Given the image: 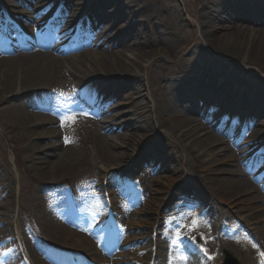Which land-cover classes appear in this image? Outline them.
<instances>
[{
	"label": "bare ground",
	"instance_id": "bare-ground-1",
	"mask_svg": "<svg viewBox=\"0 0 264 264\" xmlns=\"http://www.w3.org/2000/svg\"><path fill=\"white\" fill-rule=\"evenodd\" d=\"M5 1L7 5L12 6L11 2ZM238 2L241 0H210L208 6L201 12L198 26L204 40L210 41L216 51L262 67L264 66V6L259 5L256 13L249 14L247 11H242L245 3ZM66 5L75 9L80 8L86 12V15H93V19L97 22L93 21V30L89 28L91 34L88 42L94 48L104 47L106 43L107 51L81 52L70 56L66 55L69 48L65 42L60 41L55 44L54 41L41 39L39 36L34 39L27 38L17 48L4 46L0 49V112L5 111L6 114L5 122L1 124L8 126L12 131L24 132L22 135L25 142V158L29 167H20V170L26 178L32 172L29 181L35 198L31 200L39 196L46 201L53 193L57 194L56 197H67V190L61 183H47V181L54 176L63 175L62 169L53 168L56 162L55 157L63 147L62 142L57 140L59 135L57 128L61 123L69 125L68 120L72 110L70 111L66 105L58 108L50 105L46 97L55 95L61 90L57 81L61 72L65 73L62 79L73 80L78 78L76 70L86 71L88 68L90 76L83 82L79 81L80 88L77 95L83 101H92L91 110H94L96 117L100 115L110 117L109 120L116 121L114 124L116 126L121 116L120 114L112 115V109L100 103L102 95L115 98L120 94L119 88L105 85L107 81L114 78L120 79L122 83L130 82L134 93L128 94V98L133 101L131 103L133 107L140 110L136 113L139 119L126 126L128 131L138 128L141 132L135 144L129 142L111 144V142L102 143L100 147L97 145L95 156L105 165V172L112 170L110 168L112 160L118 156L113 150L132 148L131 152L134 154L149 137L159 131H163L171 145L178 150V154L181 152V156L184 157L180 167L183 171L178 178L184 176L185 180L170 196L175 201L178 213L193 219L181 225L182 234H176L173 229L167 228L159 234L157 240L147 242L139 252L138 264H145L147 259L146 262L151 259V262L154 261L156 264H211V259L206 256L210 252L209 241L215 245L213 250L224 246L229 248L241 264L263 262L264 256L261 253H264V227L261 225L264 224V214L260 215V213H264V196L259 192L257 185L248 182L242 171L234 165L231 169L222 168L226 162L237 161L236 154L230 156L232 152L229 146H226V140H215L208 133H204L203 124L206 126L205 121L212 116L206 109L214 106L218 108V117H220L218 124L224 123L225 118L222 114L227 112L231 116L246 117L249 124L264 128V86L252 85L249 81L243 82L238 77L226 79L224 76L220 77L221 81L216 83L206 76L205 81L186 85L175 74L162 76L160 70L171 72L169 67H162L166 59L177 60L182 51L190 46V42L180 38L182 30L176 29L174 18L165 20L164 9L158 8L152 0H106L105 2L67 0ZM108 5L112 7V10H106ZM251 5L250 9L253 10ZM166 7L169 8V6ZM151 12H154L152 17ZM225 14L228 15V19L224 17ZM60 20L64 22V18ZM102 25H105L104 33L113 32L108 36V40L101 41L98 35V26ZM96 35L97 42L94 40ZM182 42L185 44L183 48L180 47ZM48 48L52 50L47 51ZM191 50V58H195L197 50L194 46ZM127 53L135 57L134 61L125 58ZM152 53H156V56H152ZM109 55L115 56L116 59L113 57L110 60ZM188 57L179 61L186 64L189 62ZM152 60L151 68L155 75L145 78L143 82L146 84L144 83L142 87L146 90L142 92V87L138 85L142 81L140 74L142 71L146 72L149 66L144 67V65ZM158 70L159 74L156 75ZM213 74L214 70H212V76ZM223 85L231 88L227 96L218 93L212 96L213 93L207 92ZM236 87H239V91H235ZM128 88L125 87L126 90ZM201 88L208 89L205 90L204 95H201L199 90L195 91ZM112 92H114L113 95ZM136 95L142 98L134 104ZM233 95H241L239 97L241 105L244 96H252L256 102L253 103L256 104V108L243 109L240 103L239 106L231 108L229 105L228 107L230 102H224L226 99L231 100ZM150 98H153L155 103L151 105L150 111H146L143 102L144 99ZM99 103L102 106L101 110L98 109ZM209 103L211 105H208ZM114 105L116 109L118 104ZM75 109L87 112L80 103L75 105ZM37 112L47 113V116L39 119ZM175 113L179 116L174 117ZM169 116H172L171 119H168ZM197 116L203 118L204 123L198 120ZM258 117L261 121L257 119ZM107 122V120L104 122L102 129L106 139L109 136H115L117 131L112 123ZM230 126L231 122L228 123V133H232ZM260 134L261 131L256 130L254 137L262 141L263 136H259ZM131 139L132 136L127 138V140ZM252 139L246 142L250 143ZM2 141L1 134L0 142ZM176 149H172L169 159L177 157ZM150 154L152 156L157 154L158 157L148 158L146 163H151L148 167H152L153 170H164L166 167L160 160L166 154L158 151L156 147L152 148ZM138 164L131 165L128 171L131 173H128V176L138 170ZM110 177L114 176L110 175ZM40 178L47 181L38 182ZM145 183L140 185L139 189L143 186L145 193L150 195L148 202L157 207V210L162 208L165 200L159 196L154 197L160 192L154 190L151 185H147V182ZM155 183L156 181L153 182ZM176 183L177 180H174L170 189H174ZM18 184L22 185L21 180ZM7 189L11 193L12 188L7 187ZM192 189L199 192L205 189L209 199L206 201L197 193L191 194ZM81 195L88 196L86 185ZM91 197L96 200L95 206L91 209L97 212L95 216L84 207L72 216L67 210V205L62 202L55 204L54 208H51L53 210L46 212L40 209L39 200H34L33 209L26 212L24 205L19 202L18 225L15 227L12 223H7L8 212L0 211V226L6 228H0V234L4 236L11 232L14 235L17 231L18 236L17 240L9 241L6 254L0 252V263L10 255L14 257L16 264H24L18 254L11 253L19 242L32 264H48L43 257L45 254L40 248L41 244L44 241L57 243L61 240L71 243L72 248L81 254L87 256L96 254V258L102 260L103 257L96 251L95 245L101 242L103 232L94 230L93 226L102 216L103 211L100 212L102 202L107 200H103L98 192H93ZM190 200L199 202L198 210L190 206ZM234 202L243 206L242 213H246L245 216L241 214L243 216L241 232L248 234L249 239L235 231L229 233L227 229H224L229 226L230 221L240 219L237 217L238 210L224 208V205L228 206ZM44 203L48 204V202ZM0 209L3 208L0 206ZM106 210H108L107 213H115L113 205H109ZM141 213L144 214V210H139L136 214ZM145 222L143 220L141 224ZM108 223L107 221L106 225ZM145 235L144 232H140L134 237L127 238L123 246L130 241L144 240L146 242ZM198 236L200 241L192 244L193 238ZM112 263L113 260L102 262V264Z\"/></svg>",
	"mask_w": 264,
	"mask_h": 264
},
{
	"label": "rangeland",
	"instance_id": "rangeland-1",
	"mask_svg": "<svg viewBox=\"0 0 264 264\" xmlns=\"http://www.w3.org/2000/svg\"><path fill=\"white\" fill-rule=\"evenodd\" d=\"M0 4H4V6H8V10H12L15 5H21V2H16L12 0H8L11 2L12 6L10 7L7 5L5 0H2ZM33 2H36V5H41L45 1L42 0H32ZM105 2L106 0H102ZM153 4L156 5L158 8L164 9V18L165 20H168L170 17L174 18L176 22V29H181L180 32V38L182 40H185L186 42H190V46L187 48V50L182 51V53L179 55V58L175 61L171 59H166L165 63L162 65V67L167 66L171 69V72H167L165 70H160V73L162 76L167 75H176L181 78L180 81H182L184 84L188 85L190 83H200V81H205L206 76H209L211 80H213L215 83L216 81H221L222 76L226 77V79H234L236 77L241 78L243 82L251 83L252 85H258L261 84L264 86V66L257 67L252 62L247 61L243 62L241 59L232 58L229 55H224L218 51L215 50V47L211 44L210 41L204 40L201 31L200 26H198L199 18L201 15V12L208 6L210 0H152ZM30 0H22V4L26 5L24 8H17L13 9L14 12L19 13V20L23 21L25 25H30L32 29L35 28L34 22H26L25 17L27 18H34L35 14L33 13V8L28 6ZM245 3V6L242 8V11H247L250 13H255L256 9H258V6L261 7L264 6V0H241V2L238 3ZM51 3V2H50ZM49 3V4H50ZM35 4V3H33ZM252 4L253 10H250V5ZM43 6V5H42ZM40 6V7H42ZM166 6H169L166 7ZM173 6V8H172ZM10 7V8H9ZM51 7V13L56 9V4H50ZM80 8L77 10V13L80 12ZM106 10H112V7L110 5L107 6ZM43 12V11H42ZM49 11L47 12V17L49 14ZM14 15V14H13ZM154 16V12H151V17ZM226 19H228V15H224ZM44 19L42 16V13L36 17V21H40ZM1 30V27H0ZM62 32V26L58 30V33ZM6 33L3 31H0V38L4 41L5 40ZM104 38V37H103ZM82 41H86V37L82 35L80 37ZM84 46H87L86 44H80V42L74 41L71 44L70 48V54H74L77 50L82 49ZM185 44L182 42V45L180 46L183 48ZM196 48L197 56L195 58H191L192 55V47ZM90 52H96V51H107L108 45H105L103 48L100 49H93L90 48ZM77 52H81L77 51ZM111 53V52H109ZM69 54V55H70ZM126 59L130 61H134L135 57L131 54H125ZM152 56H156V53H152ZM189 56V57H188ZM116 59L115 56L109 55L110 60L111 58ZM188 57V63L184 64L179 61L185 60ZM75 64V61H74ZM184 64V65H183ZM149 66V68L146 69V72H141V78L142 81L138 83L140 87L143 86V84L146 82H143L145 78L147 79L150 75H155V73H152L153 67V60L149 61V64H145L144 67ZM212 70H214V74L212 76ZM76 73L78 75V78L76 79H62L65 75L64 72H61L59 74V78L57 79L59 85H61L62 90L59 91L60 97H65V94L68 90L75 93L76 90L79 88V81H84V79L88 78L90 76V70L87 68L86 71L83 70H76ZM159 74V70L157 71L156 75ZM149 78V77H148ZM229 81V80H228ZM154 83V81H152ZM123 84V85H122ZM126 84V85H125ZM107 87H116L120 89V94L113 98L112 96H102L101 101L106 102L108 101L107 107L111 108L112 115L120 114L119 119L117 121L116 126L114 125L116 121L109 120L107 116H101L99 120L94 119L91 114H84L83 112L77 111L75 112L76 121L70 123L69 127H61L58 129L59 135L57 136L58 142H62V150H59L58 155L55 157V164L53 168L62 169V176H54L51 178V180L47 181L42 178L39 179L38 182H44L47 181V183H61L64 188H74V186H82L86 183V181L89 180V178H100V180L106 178L108 174H115L116 171L122 175H127L131 168V165L134 163H139L135 172H132V174L128 177V179H135V178H145V182H147V185H151L154 190L159 191L160 193L157 194L154 197H160L165 200L163 203V207L157 210V207H155L152 203L148 202L150 195L145 193V202H139L136 208L134 206H129L127 204H122L124 209V217H121L120 214H117V219L123 218L126 224L129 226V231L127 230L125 232L126 235H131V237H134L138 235L140 232H144L146 235L145 237L150 238L152 237V225L155 224L160 218L161 215L165 212V208L170 207L173 200L171 199V193L174 194L176 187L181 184L185 178L184 176L179 177V174L183 171L180 169V167L183 164V158L181 155L182 153L178 154V150L174 148L169 138H166V136L162 133L163 131L156 132L154 136L149 137L136 151L134 154H132V148H120V150H113L114 153H117V158H115L113 163L111 164L112 170H109L108 172L104 171L105 165L95 156V151L97 148V145L100 147V144L104 143H111L115 144L116 142H129L132 144H135L139 137L141 136V132L138 131V128H134L130 131L126 130V126L133 121H137L139 117L136 115V113L140 112V110L137 108H134L133 104H131L133 101H130L128 98V94L134 93L133 89L130 87V82L126 81L125 83H122L120 79L114 78L112 80H109L105 84ZM137 85V84H136ZM137 85V86H138ZM200 85V84H199ZM125 87H129L127 90ZM230 86L223 85V87H217L216 90H214V94H224L225 96L229 95L230 89L227 88ZM155 88V87H154ZM239 90V87H236V90ZM145 87H142V92H145ZM202 93H205V90L208 89L205 88L203 90L200 89ZM212 90H208L207 92L210 93ZM114 92H112L113 95ZM145 93H143L144 95ZM136 99L134 100V104L139 101L142 96H135ZM204 97V96H202ZM250 97V98H249ZM57 96L47 97V100L49 103H52L57 99ZM205 98V97H204ZM239 98H232V100H225L224 103L227 101L230 102L229 105H233L235 102L236 104L239 103ZM205 101V99H204ZM243 101L245 102L244 105H252L256 106V103L254 98L252 96H244ZM155 100L153 98L150 99H144L143 106L146 111H150L151 105H154ZM114 104H118V107L114 109ZM1 105V104H0ZM211 105V104H209ZM1 107V106H0ZM245 108V106H244ZM256 108V107H255ZM213 109V107H211ZM5 111L0 112V138L1 134L3 136V141L0 142V194L4 192V197H0V206L3 209H0L2 212H8L9 219L7 220V223H12L15 227L18 225L17 221V214L19 211V202H21L24 207L25 211L28 212L31 209H33V201L39 200V202L42 204V199L39 198V196L31 200V198L34 197V190H32V185L29 181L30 176H32V172L29 173L28 177L26 178L25 175L21 172L20 167H29V163L26 162L25 158V142L23 140V131H12L8 128V126H3L1 123L5 122ZM46 114L38 112L37 117L45 118ZM179 115L175 113L174 117H178ZM172 116H169L168 119H171ZM37 118V120H38ZM141 118V117H140ZM219 117H217V112H213L212 116L210 117V120L205 122L206 126H204V133H208L211 138H214L215 140H226L224 136L223 130L217 129L212 127L211 123L217 122ZM198 120H201L200 118H197ZM108 121L107 123H112V126L116 128V134L115 136L111 137L109 136L108 139L105 138L106 134L104 133V130L102 131L104 127V122ZM227 120H231L230 118H226ZM202 121V120H201ZM212 121V122H211ZM145 122V121H144ZM225 122V123H226ZM143 124V123H141ZM232 128H235V131L238 130L239 127L245 125V120H241L238 118L232 119ZM54 130V129H53ZM256 130H260L261 134L264 135V128L261 126H258L254 128V130L250 133V135L247 137L248 140L252 139L254 137V132ZM96 131V133H95ZM234 132V131H232ZM260 133V132H259ZM102 134V135H101ZM260 134V135H261ZM70 135L78 136V138H71ZM129 136H132L131 140H127ZM256 140L252 139L250 142L251 144H256ZM233 141L228 139V142L226 146H229L231 148L232 154L230 156H233L235 153H233V150L237 147L233 146ZM258 150L256 154V159L259 163V165L264 166V148H261V146L264 144L263 141H258ZM157 144V145H156ZM153 147H156L158 151H162L166 154V156L161 159V163L164 164L166 167L164 170H156L151 171L152 167H148L147 170L146 167L148 164L146 163L148 158H155L158 157L157 154H154L153 156L150 154V151ZM219 148V147H218ZM217 148V149H218ZM172 149H176V158L169 159L170 154L172 152ZM218 153V151H217ZM122 154V155H121ZM61 156V157H58ZM168 156V157H167ZM126 160V162H125ZM232 163H236L234 160L233 162H226L224 164L225 166L222 168L231 169L233 168L231 166ZM220 167V166H218ZM103 169V170H100ZM100 170V171H99ZM107 175V176H106ZM145 175V176H143ZM14 179V181H13ZM19 180H21V184L19 186ZM43 180V181H42ZM177 180L176 186L174 189H170L173 184V181ZM156 181L155 184L153 182ZM167 181V182H166ZM117 182V189L115 191V195H118V202H120V199L124 200V193L129 192V188H126L123 191V188L125 186V183L127 180H121L116 181ZM143 183L144 185L146 183ZM115 183H112L114 185ZM111 186V184L109 185ZM7 187H11L12 191L9 193V189ZM9 193V194H8ZM191 194H199L201 195L206 201L209 199V195L205 191H196L191 190ZM76 195L72 194L70 196L69 201L72 206H78L81 203H83V200L74 197ZM165 198V199H164ZM90 201H92L91 198H89ZM32 201V202H31ZM232 205V206H230ZM230 205H224V208L228 209L229 207H234L235 209H241L242 207L238 205L236 202ZM138 206L142 207L141 210H144V214H136V210ZM41 209V205H40ZM146 221L145 223H142V221ZM264 227V226H263ZM2 228L6 229L4 226ZM175 230H177V226L175 227ZM151 232V234H150ZM10 233V232H8ZM159 233V230H158ZM3 240L0 238V246L2 244ZM116 242H119L117 240ZM60 247H62L65 251H72L71 243H66L64 240L57 242ZM142 241L134 242L132 241L127 247L125 248H113L109 255L114 256V253L116 251H121L124 253L122 258V261H120V264H133L132 262V255H136L137 253H133L137 250V248L143 247ZM229 252V249L226 247V249H221L220 255L218 260L215 261L214 264H221L224 259V254L222 252ZM231 254V253H230ZM126 258V259H125ZM90 259L95 260V257L93 255L90 256Z\"/></svg>",
	"mask_w": 264,
	"mask_h": 264
},
{
	"label": "water",
	"instance_id": "water-1",
	"mask_svg": "<svg viewBox=\"0 0 264 264\" xmlns=\"http://www.w3.org/2000/svg\"><path fill=\"white\" fill-rule=\"evenodd\" d=\"M227 264H233L232 261H230V259L227 261Z\"/></svg>",
	"mask_w": 264,
	"mask_h": 264
},
{
	"label": "snow or ice",
	"instance_id": "snow-or-ice-1",
	"mask_svg": "<svg viewBox=\"0 0 264 264\" xmlns=\"http://www.w3.org/2000/svg\"><path fill=\"white\" fill-rule=\"evenodd\" d=\"M262 256H264V253H261Z\"/></svg>",
	"mask_w": 264,
	"mask_h": 264
}]
</instances>
